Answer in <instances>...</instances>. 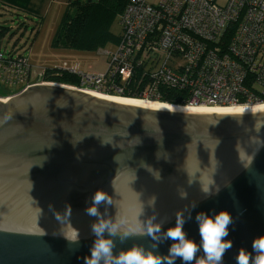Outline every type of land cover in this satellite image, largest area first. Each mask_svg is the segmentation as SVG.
Returning a JSON list of instances; mask_svg holds the SVG:
<instances>
[{
    "label": "water",
    "instance_id": "1",
    "mask_svg": "<svg viewBox=\"0 0 264 264\" xmlns=\"http://www.w3.org/2000/svg\"><path fill=\"white\" fill-rule=\"evenodd\" d=\"M206 184L219 193L206 198ZM97 189L113 200L106 219L134 226L143 207L139 221L155 211L162 232L174 226L178 211L196 204L184 230L197 243L195 215L227 210L233 223L225 239L233 246L223 264H236L239 250L255 255L252 242L264 235V112L150 110L58 83L32 84L0 99V264H84L95 239V218L84 209ZM49 204L61 214L71 206L66 225ZM73 227L78 244L61 235ZM115 242L114 254L153 243L139 235ZM172 243H161L158 253L167 255Z\"/></svg>",
    "mask_w": 264,
    "mask_h": 264
},
{
    "label": "built area",
    "instance_id": "2",
    "mask_svg": "<svg viewBox=\"0 0 264 264\" xmlns=\"http://www.w3.org/2000/svg\"><path fill=\"white\" fill-rule=\"evenodd\" d=\"M119 24L116 49L101 50L103 73L59 68L56 74L74 75L78 84L44 81L46 70L32 76L27 57L0 51V83L25 82L20 90L58 83L154 101L168 89L183 92L184 105L264 102V0H127Z\"/></svg>",
    "mask_w": 264,
    "mask_h": 264
},
{
    "label": "clouds",
    "instance_id": "3",
    "mask_svg": "<svg viewBox=\"0 0 264 264\" xmlns=\"http://www.w3.org/2000/svg\"><path fill=\"white\" fill-rule=\"evenodd\" d=\"M155 155H158V151ZM155 178L161 177L156 174ZM205 197H211L219 193L215 192L206 184L203 187ZM187 192H179L181 199H187ZM91 203L84 209L86 215L94 217L95 221L90 225L91 234L95 237L90 248V255L83 257L84 264H175L179 258L182 264H223V257L226 251L233 246L231 240L225 239L229 235V225L233 223L232 215L227 210H221L214 215L206 212H198L195 215V221L198 224L200 241L197 243L194 239L187 236L184 225L192 220V211L196 204H192L187 217L184 211H178L175 215L174 226L168 227L162 232V225L154 223L156 213L146 222L139 221V216L144 214V208L141 207L137 212V222L134 226L128 225L126 219L117 220L106 219L108 208L113 205L112 198L102 189H97L92 195ZM156 197L153 196L148 201V207L155 208ZM101 206L104 212L100 211ZM49 209L53 211L55 219L60 225H66L72 215L70 205H65L64 211L58 212L53 205L49 204ZM42 213V209L39 208ZM47 233L45 232L44 235ZM70 242L78 244L80 240L79 230L71 228L66 235L61 234ZM147 236L153 242L148 249L143 246L133 245L130 248L120 250L114 254L116 239L121 243L133 236ZM171 240L173 243L168 249L167 255H160L158 247L161 243ZM202 250L203 255L198 258L197 254ZM252 250L255 255L241 248L235 257L236 264H264V235L254 238Z\"/></svg>",
    "mask_w": 264,
    "mask_h": 264
},
{
    "label": "rangeland",
    "instance_id": "4",
    "mask_svg": "<svg viewBox=\"0 0 264 264\" xmlns=\"http://www.w3.org/2000/svg\"><path fill=\"white\" fill-rule=\"evenodd\" d=\"M158 2L159 0H147L152 5ZM74 12L75 5L68 0H27L22 6L0 0V30L5 29L0 37L1 52L27 57L32 76L43 70L59 68L72 69L81 74L105 72L108 58L101 50L113 52L116 43L108 41L91 51L67 48L55 43L63 15ZM110 31L114 35L120 33L118 18L111 23ZM24 83L1 81L0 96L18 91Z\"/></svg>",
    "mask_w": 264,
    "mask_h": 264
},
{
    "label": "trees",
    "instance_id": "5",
    "mask_svg": "<svg viewBox=\"0 0 264 264\" xmlns=\"http://www.w3.org/2000/svg\"><path fill=\"white\" fill-rule=\"evenodd\" d=\"M2 1H7L16 6H22L27 0ZM68 2H73L75 12L73 14L65 13L63 15L55 43H60L67 48L91 51L99 48L108 41L114 43L118 41L120 33L114 35L110 31V25L115 18L119 20V15L124 10L127 0H68ZM4 32V28L0 30V37ZM56 71L46 70L43 77L44 81L60 82L70 85L78 84V78L76 76L65 73L56 74ZM183 95V92L167 89L163 90V95L158 101L174 105H184L182 100ZM121 97L138 99L137 94H123Z\"/></svg>",
    "mask_w": 264,
    "mask_h": 264
},
{
    "label": "bare ground",
    "instance_id": "6",
    "mask_svg": "<svg viewBox=\"0 0 264 264\" xmlns=\"http://www.w3.org/2000/svg\"><path fill=\"white\" fill-rule=\"evenodd\" d=\"M87 94L124 105L137 106L150 110L176 111V112H191V113H218V114H245V113H260L264 112V102L251 104L247 106L232 105V106H209V105H174L162 103L159 101L148 99H135L121 96L105 95L97 92H86Z\"/></svg>",
    "mask_w": 264,
    "mask_h": 264
}]
</instances>
